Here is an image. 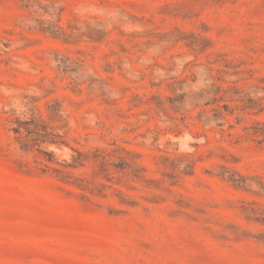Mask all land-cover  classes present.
Wrapping results in <instances>:
<instances>
[{"label": "rangeland", "instance_id": "374dc122", "mask_svg": "<svg viewBox=\"0 0 264 264\" xmlns=\"http://www.w3.org/2000/svg\"><path fill=\"white\" fill-rule=\"evenodd\" d=\"M0 264H264V0H0Z\"/></svg>", "mask_w": 264, "mask_h": 264}, {"label": "trees", "instance_id": "16d2710c", "mask_svg": "<svg viewBox=\"0 0 264 264\" xmlns=\"http://www.w3.org/2000/svg\"><path fill=\"white\" fill-rule=\"evenodd\" d=\"M16 126L13 127V131L17 134V139L20 142V147L22 149H33L34 147L38 146L39 144L43 142H47L49 144H59L61 142L68 144L65 140L59 139L60 135L56 133H52L48 129V122L41 118V119H34L31 118L29 120H16L15 121ZM39 152L46 153L40 149H37ZM75 150V149H73ZM77 152V156L73 158L72 163H68L66 161H52V159H47V162L41 161V163L46 168H51L53 171H55L58 174H62L63 176H68L71 171L67 169V167H74V164H80V161L82 160V153L75 150ZM49 162H54L58 167L52 166L49 164Z\"/></svg>", "mask_w": 264, "mask_h": 264}]
</instances>
